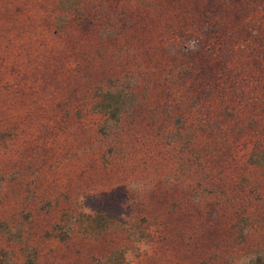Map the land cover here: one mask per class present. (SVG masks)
I'll use <instances>...</instances> for the list:
<instances>
[{
  "label": "rangeland",
  "instance_id": "374dc122",
  "mask_svg": "<svg viewBox=\"0 0 264 264\" xmlns=\"http://www.w3.org/2000/svg\"><path fill=\"white\" fill-rule=\"evenodd\" d=\"M254 126L264 0H0V264H198Z\"/></svg>",
  "mask_w": 264,
  "mask_h": 264
},
{
  "label": "trees",
  "instance_id": "16d2710c",
  "mask_svg": "<svg viewBox=\"0 0 264 264\" xmlns=\"http://www.w3.org/2000/svg\"><path fill=\"white\" fill-rule=\"evenodd\" d=\"M111 96L110 93L104 94L103 99L109 100ZM105 107L102 111L106 120L117 119L121 103L110 100ZM251 129L252 148L246 156L244 170L238 169L230 193L222 200L223 206L227 203L231 208L228 225L211 240L210 244L215 248L207 243L198 248L201 254L198 264H221L219 258L225 255L228 258L224 264H264V129L258 131L255 126ZM200 221L199 225L203 228L206 221L202 214ZM105 263L123 264V250L113 248L107 254ZM26 264L31 262L28 260Z\"/></svg>",
  "mask_w": 264,
  "mask_h": 264
}]
</instances>
